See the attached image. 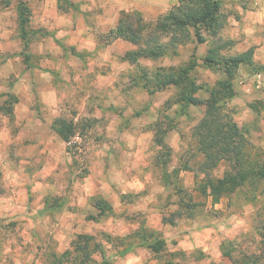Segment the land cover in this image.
<instances>
[{
  "label": "clouds",
  "instance_id": "clouds-1",
  "mask_svg": "<svg viewBox=\"0 0 264 264\" xmlns=\"http://www.w3.org/2000/svg\"><path fill=\"white\" fill-rule=\"evenodd\" d=\"M0 264H264V0H0Z\"/></svg>",
  "mask_w": 264,
  "mask_h": 264
}]
</instances>
